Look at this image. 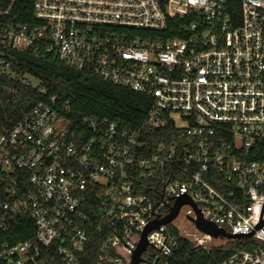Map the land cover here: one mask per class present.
I'll list each match as a JSON object with an SVG mask.
<instances>
[{"label": "built area", "instance_id": "2783aa9c", "mask_svg": "<svg viewBox=\"0 0 264 264\" xmlns=\"http://www.w3.org/2000/svg\"><path fill=\"white\" fill-rule=\"evenodd\" d=\"M33 8V26L0 23L4 43L91 68L152 103L136 126L91 117L83 132L54 97L14 123L0 119V232L19 216L36 228L33 239L1 242L0 263L132 264L145 228L188 196L218 229L251 239L223 264H264V0ZM171 21L182 36H165ZM189 218L197 213L183 204L151 229L139 264H169L180 238L209 251L215 238ZM91 225L102 239L92 261Z\"/></svg>", "mask_w": 264, "mask_h": 264}, {"label": "trees", "instance_id": "16d2710c", "mask_svg": "<svg viewBox=\"0 0 264 264\" xmlns=\"http://www.w3.org/2000/svg\"><path fill=\"white\" fill-rule=\"evenodd\" d=\"M33 3L34 0H0V23L37 24ZM177 28L178 24L171 21L165 36H182ZM28 76L38 80L36 88L27 81ZM51 97L77 132L85 131L84 120L91 117L136 126L146 117L152 103L145 93L105 80L91 68H77L43 50H18L0 39V119L6 124L14 123ZM214 186L221 189L216 183ZM94 228L90 226L91 241L85 251L91 261L102 240ZM35 229L32 220L19 216L10 230L0 232V243L33 239ZM251 242L250 238L228 239L219 245L212 243L205 251L180 238V248L169 264H223L235 251L251 250Z\"/></svg>", "mask_w": 264, "mask_h": 264}, {"label": "water", "instance_id": "95a60500", "mask_svg": "<svg viewBox=\"0 0 264 264\" xmlns=\"http://www.w3.org/2000/svg\"><path fill=\"white\" fill-rule=\"evenodd\" d=\"M183 204H190L197 213V219L189 218L191 221H193L196 225V227L208 234H210L213 238H219L223 237L226 239H236L239 238L242 235H235L228 233L224 230L218 229L212 222L204 218L198 211L196 205L192 202V200L188 196H181L178 198L175 202V204L172 206L170 212L161 219H156L152 221L144 230L142 239L139 243L138 249L136 250L135 254L133 255L132 264H139L141 259V253L145 250L147 246V240L146 235L147 233L153 229L154 227H157L160 224H167L171 222L173 219H175L182 207Z\"/></svg>", "mask_w": 264, "mask_h": 264}, {"label": "rangeland", "instance_id": "374dc122", "mask_svg": "<svg viewBox=\"0 0 264 264\" xmlns=\"http://www.w3.org/2000/svg\"><path fill=\"white\" fill-rule=\"evenodd\" d=\"M27 81L33 86V87H37L38 86V80L37 79H35V78H33V77H27ZM185 210L186 209H183L182 210V212H181V214H180V220H182L183 222V224L184 225H186L187 227H189V226H191V224H190V222L188 221V219L185 217ZM176 223L177 224H180V221L178 220V221H176ZM228 239H226V238H223V237H219V238H215L214 240H213V245H219V244H221V243H223V242H225V241H227Z\"/></svg>", "mask_w": 264, "mask_h": 264}]
</instances>
